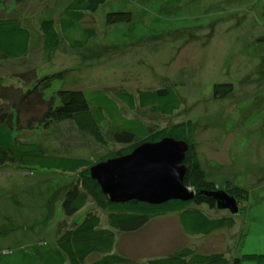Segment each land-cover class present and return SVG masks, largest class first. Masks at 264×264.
<instances>
[{"label": "rangeland", "instance_id": "1", "mask_svg": "<svg viewBox=\"0 0 264 264\" xmlns=\"http://www.w3.org/2000/svg\"><path fill=\"white\" fill-rule=\"evenodd\" d=\"M56 1L0 0V18H17L34 35L25 59L0 58V106L24 112L15 136L40 143L48 155L106 162L101 159L121 148L107 122V148L72 123L42 125L57 92L173 89L182 106L172 116L155 108L122 111L154 130L191 120L207 179L219 190L228 183L246 188L249 202L233 228L185 235L170 215L135 234L117 232L114 252L148 264L187 245L199 253L257 255L242 263L264 264V0H107L91 14L97 36L79 49L63 41L58 58L42 66L39 23ZM123 12L131 13V22H108V14ZM52 74L57 76L48 78ZM223 84L232 93L216 97V85ZM77 184L76 174L0 167V264H70L57 240L90 207L107 226V213L93 203L73 217L64 215L62 199Z\"/></svg>", "mask_w": 264, "mask_h": 264}, {"label": "trees", "instance_id": "2", "mask_svg": "<svg viewBox=\"0 0 264 264\" xmlns=\"http://www.w3.org/2000/svg\"><path fill=\"white\" fill-rule=\"evenodd\" d=\"M25 1L18 0L20 3ZM106 1L57 0L39 23L43 45L41 65L51 64L58 58L63 41L71 49H79L95 38L97 31L91 14L96 13ZM131 20L132 15L128 12L108 14L110 24ZM33 37L31 30L22 26L17 18H0V58L25 59L30 53ZM56 76L52 74L48 78ZM232 91L233 87L228 84L215 87L216 97L220 98ZM122 106L129 111L155 108L163 116H172L180 110L182 101L168 87L141 89L136 95L124 88L59 90L40 117V122L47 128L50 124L72 123L78 131L89 135L104 148L110 145L102 128L107 122L112 141L121 148L105 155L102 161L129 155L145 143H158L166 137L184 141L189 146L184 162L188 169L184 183L195 192L193 198L155 204L136 199L110 202L97 181L90 176V169L95 163L86 158L48 155L38 142L19 141L15 132L24 112L17 107L0 106V167L76 174L78 184L70 188L62 199L64 215L73 217L86 209L89 203L107 213L108 223L104 226L101 217L90 207L71 228L60 234L57 246L70 264H137L133 258L114 252L117 232L135 234L153 221L170 215L177 216L183 233L191 236H207L236 225L235 216L218 212L215 202L205 195L219 188L207 179L199 161L194 123L190 120L154 130L139 119L125 116ZM225 190L237 200L240 209L249 202L250 193L246 188L228 183ZM257 258L260 257L245 255L236 258L222 252L199 253L185 245L160 258L149 259L148 264H243L244 259Z\"/></svg>", "mask_w": 264, "mask_h": 264}, {"label": "water", "instance_id": "3", "mask_svg": "<svg viewBox=\"0 0 264 264\" xmlns=\"http://www.w3.org/2000/svg\"><path fill=\"white\" fill-rule=\"evenodd\" d=\"M189 146L166 137L158 143H145L131 154L95 164L90 176L100 185L110 202L139 200L150 204L185 201L195 192L185 186V159ZM217 209L236 216L239 203L226 190L205 193Z\"/></svg>", "mask_w": 264, "mask_h": 264}, {"label": "crops", "instance_id": "4", "mask_svg": "<svg viewBox=\"0 0 264 264\" xmlns=\"http://www.w3.org/2000/svg\"><path fill=\"white\" fill-rule=\"evenodd\" d=\"M236 226V225H235ZM242 229H241V231L239 232L240 234H237V235H241L242 233H243V229H244V224L242 223ZM224 230V229H223ZM220 231H222V230H220ZM229 257H235V256H233V255H231V254H227Z\"/></svg>", "mask_w": 264, "mask_h": 264}]
</instances>
